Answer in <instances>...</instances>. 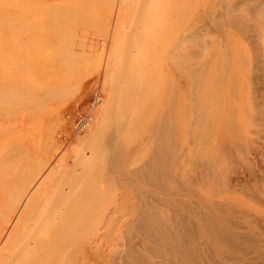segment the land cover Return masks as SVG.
Returning a JSON list of instances; mask_svg holds the SVG:
<instances>
[{"label": "rangeland", "instance_id": "rangeland-1", "mask_svg": "<svg viewBox=\"0 0 264 264\" xmlns=\"http://www.w3.org/2000/svg\"><path fill=\"white\" fill-rule=\"evenodd\" d=\"M123 1L115 0L113 2L115 4H111L110 7H113L111 16L108 15V12L98 9L97 11L90 9L88 10L90 12H84V15L74 8L70 10H75L77 13L68 10L61 11V13L58 11V15L55 16L56 19L51 20L47 25L49 28L44 25L45 27L38 26L30 31L34 36L32 39L26 38L27 36L23 37L24 35H16L19 31L15 27L17 22L2 24L5 26L2 27V30V25L0 26L2 31H0V56L2 55V59L5 58V61L4 59L2 61L0 57V81L2 79L0 86L2 87L3 83L6 84V87L3 86L5 93L0 87V91L3 92L0 95V231L2 230L0 232L2 234H0V264H10L7 259L13 254L10 253L13 251H19L18 257H25L23 256L25 251L20 246L28 238L18 234L23 221H25L23 223L25 226L36 227L38 223L45 222L44 219H47V222L48 219L49 221L50 219L53 220L54 216L77 220H81L84 216L86 219V221L84 218L81 220L86 223L84 230L80 233L82 236L78 243V246L83 247V249H76V252L81 253L84 249H89L90 252L98 254L95 258L92 256L93 259L97 258L99 261L97 264H134V262L136 263L137 252L144 254L145 249L151 246L143 232L144 230L139 228V223L145 215H148V210H154L152 204L156 201L167 204L168 207H162V210L168 215V211L169 214H172L175 204H183V208L190 205L191 208V201H197L199 195L201 198L199 200L204 204L205 201H208V204H214L212 211L215 214L218 210L225 214V210L221 209L227 208V205L230 204L232 208L226 215V219L234 221L237 218L240 223L243 222L242 226H245L246 223L249 226L252 225L250 229L253 234L264 235V224L260 222L261 227L258 226L259 224H254L256 219H264V204L260 203L262 196L258 195L259 197L256 196L255 198L253 193L258 188V190L264 191V175H262L264 173V159L262 158L264 155V117L262 121L258 122L260 124L253 125V127L249 126L250 130L246 139L240 138V135L237 137L236 134L232 138L228 134V137L216 138L213 133L204 134L201 138L198 136L201 128L197 124L198 119L200 120L198 115L201 114L199 102H202V98L205 96L208 100L212 98L218 104L217 107L221 106L218 111L220 116H224L223 118L227 117V110L231 113L232 107L242 103L239 98L243 97L244 91V97L241 99L245 102L244 105L242 104V109H244L243 112L246 116L254 109L264 113V0H185L184 6L189 8L187 10L189 11L188 15L184 19L177 17L175 23L165 25L164 34L162 33L152 42L154 46L150 49L153 51L148 47L149 42L145 41L146 43L143 44L144 40L141 38L146 31H144L142 23H145V20L148 22V18H146L148 13L146 10L148 8L147 0H134L137 2L138 8H143V11L146 5L145 11H142L144 22L141 20V15H138L140 10L137 14L139 24L142 21L140 25L137 22V26L142 27L140 29L136 26L137 31L134 30V26L129 24L132 18L130 21V17L128 19L127 16L125 17L126 9L125 1ZM175 1L177 0H171V2ZM144 3L146 4L144 5ZM230 7L235 9L234 12ZM59 14L62 16L60 17ZM22 15L26 16L24 13L19 16ZM232 15L234 17L237 15L239 21L237 24L230 22ZM57 18L59 19L57 20ZM21 20L24 22L23 24L20 23L26 27L25 19ZM59 21L64 24H60ZM90 24L93 26L91 27ZM8 25L9 27L12 26L11 29H16V31H12L13 36L11 37L15 36L14 38L10 37L12 34L10 33L11 29H7ZM62 25H64L63 28ZM58 26H61L62 29H59ZM66 28L73 33L66 31ZM4 29L7 30L3 31ZM168 30H171V33H176L173 38L170 32L167 33ZM181 30H183V35L190 37V41L186 42L185 45H179L181 43L178 34ZM7 31L9 33L7 34L8 38H11L8 43L5 40ZM63 31L68 33L64 34ZM27 32L25 33L27 34ZM117 33L120 38L116 37ZM63 34L67 37L61 40L59 37H63ZM195 34L199 37L197 41L193 39L196 37ZM127 39L131 42L132 39L134 42H138L136 47L133 48L135 46L133 45L131 50H128L132 52V55L129 56L130 52L125 49L128 52L126 54L127 52L120 50L124 46L119 45L120 41L123 43V40L127 41ZM10 41L13 43H9ZM141 41L142 44L139 45ZM166 44L175 47L178 44V46L176 48L172 46L173 52L170 53H174L173 56L168 54L166 60L161 61L165 56L164 49L169 47ZM144 45L147 48L144 49ZM238 47L241 49H236ZM139 48L144 51L141 52ZM2 50H4L3 53ZM33 51L34 55L32 54ZM123 51L125 57L128 56L126 59L131 67L136 66L137 70L143 68L147 70L148 75L150 72L151 82L145 90L148 91L147 97L149 98L145 99V102L140 100L141 104L138 103L142 106V110L138 108L137 102L144 98L136 96L132 107L130 105V108L125 109L129 112L123 113L124 110L121 115H117V113L115 116L113 114L106 115L110 111L113 112L112 105H110L113 98L112 87L115 88L112 72L118 70L117 66H119L122 56L120 54ZM146 51L152 52V54L147 55ZM11 52L18 56L13 57ZM244 52L246 58L243 57ZM7 56H12L11 59L13 60ZM169 58L173 60L171 61ZM4 62L6 63L4 64ZM143 62L146 63L145 67H143L145 65ZM159 62L160 68L159 64H156ZM117 83L120 84L118 86L122 87L124 84L127 85L124 77L119 78ZM156 84L161 87L159 88ZM15 89H17L16 92H20L16 93ZM95 89L101 90L102 103L95 113L92 127L83 134L68 136L66 140L61 139L59 136L61 131L73 134L66 122V112L89 101L94 95ZM132 91L135 92L136 90ZM132 91L129 92L132 93ZM7 97L8 100H5ZM237 98L240 101H237ZM252 103L255 107L251 105ZM182 106H186L184 110ZM216 119L219 120V116ZM217 120H213V126L220 124ZM170 123L172 127H169ZM101 124H103L104 129L100 133ZM178 125L181 126L178 127ZM166 128L169 131L173 130L171 134L173 135L175 132L174 136L177 138L173 142L171 140V143L168 142V145L162 132ZM195 128L199 129L197 134ZM103 132L105 136L102 135ZM101 136L104 138V142L99 140L102 138ZM224 138L225 141H223ZM126 140L128 141L126 142ZM169 145H175L174 147L177 149L174 150L173 146L170 147ZM168 146L170 147L169 151L166 149ZM166 150L171 153V155L168 154L170 156L178 154V158L181 157L177 164H180L179 162L184 164L183 160H185V166L180 164L182 168L172 161V166L174 165L171 167L174 170V172L171 170L172 176H175L177 180L184 174L186 179L189 178L188 183L196 180L198 185L189 183L188 186H190L182 190L180 181L178 185L177 181H172V178L171 184L165 186L164 190H162L164 185L160 188L159 182L154 183V187L150 184L153 183V181L149 182L152 178L144 172L150 164H157L156 161L159 158L156 156L162 157L161 151L166 152ZM171 150L175 153L177 151V153L175 154ZM185 155L186 158L183 159ZM115 157L120 161L119 164ZM115 165L117 166L115 167ZM221 167L227 169L228 187L221 188L214 182L213 177L217 175V170ZM157 184L159 188H157ZM181 193L185 197H180ZM213 193L215 196L212 195ZM207 194L212 195L215 200L209 201ZM222 200L224 204H221ZM118 205H123L121 213L116 211ZM50 212L52 213L50 214ZM68 212L71 215H68ZM101 213H105L107 218L113 217L115 219L119 216L121 220L118 226L121 227V230L119 229L118 232L115 229L112 230L111 227L114 226L112 223L109 224L110 220L98 234H94L96 228L94 225H97L95 218L96 215L100 218ZM184 213H187V216L193 220V233H198L196 230L198 226L202 225L195 221V213ZM103 214L101 217L104 216ZM115 214H117L116 217H114ZM32 216L34 220L36 217L38 218H36V222L32 220ZM93 218L95 222H93ZM89 221H92L93 225H90ZM18 235L23 238L17 239ZM25 238L26 240H24ZM101 238L106 239L102 248L99 247L101 243L99 239ZM97 240L98 242H96ZM198 241L201 249L207 250L206 246L202 244L204 242L206 245L208 244V247L221 253L219 256L221 262L224 257L223 261L227 264H243L235 259L236 256L238 257L237 254L231 255V258L228 259L226 254H223L225 250L223 245L217 246L216 243H213V239L208 237L207 240L200 237ZM20 250L23 251L20 252ZM1 253L5 257H1ZM130 253L131 255L133 253L132 257ZM53 254L43 256L39 260L40 263L36 262V264H58L59 261L64 260H62V256L65 253L57 254L56 257V254ZM204 256H206L205 253ZM251 256L249 258H253L255 254ZM27 260L25 258L13 263L30 264ZM157 261L159 260L155 259L154 262ZM245 263L247 264L248 261ZM59 264H66V262L63 261ZM87 264H95V262L89 261Z\"/></svg>", "mask_w": 264, "mask_h": 264}, {"label": "bare ground", "instance_id": "bare-ground-1", "mask_svg": "<svg viewBox=\"0 0 264 264\" xmlns=\"http://www.w3.org/2000/svg\"><path fill=\"white\" fill-rule=\"evenodd\" d=\"M125 1V2H124ZM124 4H125V11H126V15L125 14V17L127 16V19L128 17H130V21H131V18H132V21L129 22L130 26H134V30H136V28H138L139 26H137V14L139 13V10H140V13L138 15H141V20H142V16H143V12L145 11V4L144 3V11H143V8H138V5H137V2H135L134 0H124ZM145 1V0H144ZM185 0H177L175 2H171V0H147L148 2V5H147V9L148 10V13H147V17L148 18V22H146L145 20V23H142V21L140 22V24L142 23L143 24V27H144V31H145V35H143L141 38L144 40L143 41V44L145 41H148L149 42V49L151 47L154 46V44L152 45V42L154 39H156L157 37L161 36V34L166 30V26L167 24H170V23H175V18L177 17H181V19H184L186 17V15H188L189 11V8L188 7H185V3H184ZM115 2V0H0V26L2 24H5L7 22H17V25H15L16 28H18V34L16 33V35H24L23 37H26L28 39H32L34 38V36L32 35V33H30L31 30H33V28L35 27H38V26H47L49 24V22H51V20H55V16L58 15L57 12L59 11L61 13V11H71L73 13H75L76 11H80V13H82V15H84V12H90L88 10L92 9V10H101V11H105V12H108V15L111 14V9L113 7H110L111 4ZM115 3H113L114 5ZM124 6V5H123ZM74 8L75 10H70ZM232 8V7H230ZM229 9V8H228ZM91 10V11H92ZM94 10V11H95ZM233 10V8H232ZM235 10V9H234ZM233 10V12H234ZM82 11V12H81ZM143 11V12H142ZM230 11V10H229ZM58 12V13H59ZM110 12V13H109ZM24 13L26 16L22 15V16H19L20 14ZM77 13V12H76ZM79 13V14H80ZM113 13V12H112ZM63 14V13H62ZM69 14V13H68ZM78 14V15H79ZM233 14V13H232ZM60 17L62 16L61 14H59ZM107 15V14H106ZM24 16V17H23ZM111 16V15H110ZM237 16V15H236ZM234 17L233 15L230 16V22L233 23V24H237V21H238V17ZM229 17V16H228ZM70 18V17H69ZM73 18V16H72ZM76 18V17H75ZM109 18V17H108ZM21 19H25V22L27 23V26L25 27V25H22L24 20L22 21ZM59 18H57L58 20ZM67 19V18H66ZM140 19V18H138ZM179 19V18H178ZM241 19V18H240ZM77 20V19H76ZM69 21V20H68ZM20 24H19V23ZM53 22V21H52ZM144 22V21H143ZM239 22V21H238ZM55 23V22H54ZM60 23V21H59ZM63 23V22H61ZM60 23V24H61ZM8 24V23H7ZM19 24V25H18ZM64 24V23H63ZM74 24V23H72ZM126 24V23H125ZM139 24V22H138ZM139 24V25H140ZM54 25V24H53ZM91 25V24H90ZM128 25V24H127ZM157 25H158V28H157ZM12 26H13V23H12ZM10 25H8V28L7 29H11L12 27ZM44 26V27H45ZM57 26V25H56ZM64 25H62V28H63ZM73 26V25H72ZM93 25H91L92 27ZM137 26V27H136ZM2 27H5V26H1V30L3 29ZM26 28V30H24V28ZM48 27V26H47ZM52 27V26H51ZM59 27V26H58ZM61 27V26H60ZM59 29H62L60 28ZM67 28L69 26H66ZM91 27H89V29L91 30ZM136 27V28H135ZM160 27V28H159ZM186 27V26H185ZM188 27V26H187ZM42 28V27H41ZM49 28V27H48ZM66 28V29H67ZM140 28V27H139ZM142 28V27H141ZM140 28V29H141ZM6 29V30H7ZM36 29V28H35ZM44 29V28H43ZM53 29H55L53 27ZM65 29V28H64ZM63 29V30H64ZM71 29V27H70ZM73 29V28H72ZM75 29V28H74ZM97 29V28H96ZM131 29L133 30V28L131 27ZM162 29V30H161ZM0 30V31H1ZM5 29L3 31H6ZM14 30L16 31V29H11V34H12V31L14 32ZM22 30H24L23 32H21ZM161 30V31H159ZM28 31V32H27ZM37 31V30H35ZM68 31V29L66 30ZM64 32L65 33H73V31L70 32V30L68 32ZM103 31V30H102ZM123 31V30H121ZM137 31V30H136ZM171 30H168V32H170ZM182 31H180V33L178 34L180 36V43L179 44V41H178V44L179 45H185L186 42H189L190 41V37L189 36H185L182 34ZM199 31V30H198ZM2 32V31H1ZM27 32V34L25 33ZM77 32V31H76ZM101 32V31H99ZM178 32V31H177ZM61 33V32H60ZM120 33V32H119ZM171 33V32H170ZM169 33V34H170ZM197 33V32H196ZM8 31L7 33L5 34L7 37L5 40H7V43H8V40H11V38H14V37H11L13 36L10 35L11 38H8L7 36ZM63 34V37H59L61 40L65 37H67L66 35L64 36ZM96 34V33H95ZM100 34V33H99ZM122 34V32H121ZM143 34V33H142ZM172 34V38L174 37V34L176 33H171ZM35 35V34H34ZM118 33H117V36L118 37ZM167 35V34H166ZM0 36H1V33H0ZM120 36V35H119ZM136 36V35H135ZM191 36V35H190ZM196 36V34L194 35ZM198 36V35H197ZM194 37L193 39H196L195 41L198 40L199 37ZM133 37V36H132ZM49 38V37H48ZM64 38V39H65ZM120 38V37H118ZM147 38V39H145ZM178 38V37H177ZM3 39V40H4ZM117 39V38H116ZM122 39L125 40L124 37H122ZM176 39V38H175ZM4 40V42H5ZM13 40V39H12ZM21 40V39H20ZM123 40V43L120 41L119 42V45L121 44L122 46V49L120 50H124L125 52H127L130 48H132L133 45V48L136 47L137 43L134 42V40L132 39V42L127 39V41H124ZM129 40V41H128ZM31 41V40H29ZM41 41V40H40ZM115 41V40H114ZM137 41V39H136ZM2 42V41H1ZM12 41H10L9 43H11ZM18 42V41H17ZM134 42V43H133ZM147 42V43H148ZM13 43V42H12ZM15 43V42H14ZM28 43V41H27ZM38 43V42H37ZM146 43V42H145ZM170 43V42H169ZM142 44V41L139 42V45ZM172 44V43H171ZM171 44H166L168 45L169 47L165 48L164 49V58L161 60H166L167 58V55L169 54L170 56H173L174 53H170L172 50V46L174 45H171ZM177 44V46H178ZM9 45V44H8ZM7 45V47H8ZM146 45V44H145ZM144 45V49L145 46ZM116 46V45H115ZM118 46V44H117ZM156 46V45H155ZM176 46V47H177ZM140 47V46H139ZM142 47V46H141ZM165 47V46H164ZM174 46V48H176ZM2 48V46H1ZM124 48V49H123ZM143 48V47H142ZM147 48V47H146ZM173 48V50H174ZM8 49V48H6ZM9 49H10V46H9ZM33 49V48H31ZM127 51H126V50ZM138 49V47H137ZM137 49L135 48V50L137 51ZM148 49V50H149ZM150 49V50H151ZM238 50L241 49V47L239 48H236ZM40 50V49H39ZM131 50V49H130ZM139 50H141V48H139ZM237 50V51H238ZM6 51V50H5ZM15 51V50H13ZM35 51V50H34ZM34 51H33V55H34ZM42 51V49H41ZM114 51V50H113ZM112 51V52H113ZM124 51L120 54L122 55L120 58L121 60L119 61V66H117L116 68L118 70H116L115 72L113 71L112 72V78H113V82L115 83V88L112 87L113 91H112V96L113 98L111 99L112 100V103L110 105H112V108H113V112L110 111L109 113H107L106 115H110V114H113L115 116V114L117 113V115H121V113L125 110V109H128L130 108V105L132 107V103H134V97H143L144 99H139V102L138 103H142L140 102V100L144 101L145 99L149 98L147 97V94H148V91H145L147 89V87H149L150 85V82H151V78H149L150 76V72H149V75H148V72H146L147 70L141 68V69H138L137 70V67H131V65H129V63L127 62L128 60L126 59V57H128L130 54L132 55V52L131 51H128L130 52L128 54V52L126 54H128V56L125 57V55L123 54ZM144 51V50H141V52ZM153 51V50H151ZM229 51V50H228ZM235 51V50H233ZM4 52V50H2V53ZM140 52V51H139ZM147 52V51H146ZM145 52V53H146ZM173 52V51H172ZM175 52V51H174ZM9 53V51H8ZM7 53V54H8ZM13 53V52H11ZM16 53V52H15ZM40 53V52H39ZM148 53V52H147ZM150 53V52H149ZM147 54V55H150L152 54V52L150 54ZM155 55H156V52L154 51ZM6 54V53H5ZM17 54H18V51H17ZM38 54V52L36 53V55ZM141 54V53H140ZM172 54V55H171ZM178 54V53H177ZM233 54V52H232ZM239 54V53H238ZM242 54V53H241ZM245 57V52L243 53ZM249 54V53H247ZM11 55V54H10ZM14 55L13 57L15 56H18L16 54H12ZM146 55V56H147ZM160 55V54H159ZM42 56V55H41ZM117 56V55H116ZM145 56V55H144ZM1 57V60L5 61V58L3 57L2 59V55L0 56ZM8 58L11 59L12 56H7ZM12 57V58H13ZM133 57V56H131ZM130 57V58H131ZM151 57V56H150ZM157 57V56H156ZM159 57V56H158ZM179 57V56H177ZM191 57V56H190ZM242 57V58H243ZM119 58V59H120ZM145 58V57H144ZM153 55H152V59H153ZM173 58V57H172ZM187 58V57H186ZM246 58V57H245ZM9 59V60H10ZM132 59V58H131ZM148 59V58H146ZM156 59V58H155ZM171 59V58H169ZM13 60V59H11ZM10 60V61H11ZM158 60V59H157ZM173 59H171L172 61ZM237 60V59H236ZM7 61V60H6ZM160 61V59H159ZM40 62V61H39ZM132 62V61H131ZM146 62V61H145ZM143 62V67L146 66V63ZM148 62V61H147ZM149 62H151L149 60ZM181 62V61H180ZM183 62V61H182ZM6 62H4L5 64ZM154 63V62H153ZM136 63L134 62V65ZM139 64V63H138ZM149 64V63H148ZM152 64V62H151ZM155 64V63H154ZM156 64H159V68L161 67V64L160 62L159 63H156ZM35 66V65H34ZM37 66V65H36ZM148 66H151V65H148ZM155 66V65H153ZM152 66V67H153ZM39 67V66H37ZM156 67V66H155ZM172 67V66H171ZM236 67V66H234ZM148 68V67H146ZM154 68V67H153ZM151 69V68H150ZM226 69V68H225ZM246 69V68H245ZM36 70V69H35ZM156 70V69H155ZM1 72V71H0ZM236 72V71H235ZM249 71H247V74ZM114 74V75H113ZM160 74V73H158ZM4 75V74H3ZM156 76V74H155ZM168 76V75H167ZM248 76V75H247ZM124 77L125 78V83L122 86H118L120 85L119 83H117V80L119 78H122ZM154 78V76H152ZM223 77V76H222ZM246 77V76H245ZM233 78V77H232ZM7 79V78H6ZM13 79V78H12ZM253 79V78H252ZM2 81V79H1ZM0 81V82H1ZM20 81V79H19ZM17 82V81H16ZM119 82V81H118ZM122 82V81H121ZM113 84V83H112ZM159 84V83H157ZM156 84V85H157ZM2 85V84H1ZM6 85V84H5ZM3 83V86L6 87ZM15 85V84H14ZM155 85V84H154ZM153 85V86H154ZM246 85V83H245ZM1 87L2 89L4 87ZM10 86V85H9ZM158 86V85H157ZM159 87V86H158ZM161 87V86H160ZM159 87V88H160ZM243 87V86H242ZM241 87V88H242ZM245 87V86H244ZM12 88V87H11ZM13 89V88H12ZM12 89H9V90H12ZM153 89V87H152ZM250 89V88H248ZM4 90V89H3ZM17 89H15V92H16ZM128 90V91H127ZM132 90H136L135 92L132 91ZM150 90V88H149ZM157 90V89H156ZM211 90V89H210ZM220 90V89H219ZM240 90V89H239ZM14 91V90H13ZM12 91V92H13ZM96 91V89H95ZM129 91H132V93H130ZM145 91V92H144ZM151 91V90H150ZM221 91V90H220ZM224 91V90H223ZM234 91V89H233ZM238 91V90H237ZM0 95L3 93L2 91H0ZM20 92V91H18ZM16 92V93H18ZM129 92V93H128ZM137 92V94H136ZM152 92V91H151ZM240 92H242L240 90ZM245 92V91H244ZM244 92L242 93L243 94V97H244ZM247 92V91H246ZM4 93H5V90H4ZM101 93V90L98 91V94ZM154 93V92H153ZM217 93V92H216ZM13 94V93H12ZM156 94V93H155ZM8 96V95H7ZM102 96V94H101ZM146 98H145V97ZM152 96V95H150ZM182 96V95H180ZM226 96V95H225ZM246 96V95H245ZM138 97V98H139ZM209 97V96H208ZM242 96L238 99H236L237 101L239 100L240 102H242L240 105H233L234 107H232V111H230L231 113H229V110H227V117L223 118L224 116H220V113L218 111V109L221 107H217V103L214 102V100H208V98H205L203 97L202 98V102L200 103L199 102V111L201 114H199V118L200 120L198 119V126H200L199 128H201L200 130L199 129H196L198 126L196 125V128H195V132L196 134L198 133L197 130H199V135L198 136H202L204 134H214L216 138H219L220 136H224V137H228V135L230 136L231 135V138L232 137H235L234 135L236 134V136L240 135V138L242 137L243 139L245 138L246 139V135L249 134V128L250 127H253V125H258L260 123V121L263 120V117H264V113L260 110V111H256L255 109L253 110V112L247 114H245V112H243L244 109L242 104L245 103L242 101L241 98H243ZM151 98V97H150ZM217 98V97H216ZM9 99H11L9 97ZM137 99V98H136ZM180 99V98H179ZM218 99V98H217ZM234 99V98H233ZM246 99H247V96H246ZM5 100H8V97L7 99L5 98ZM181 100H182V97H181ZM184 100V99H183ZM201 100V99H200ZM235 100V101H236ZM245 100V99H244ZM248 100V99H247ZM245 100V101H247ZM146 101V100H145ZM144 101V102H145ZM216 101V99H215ZM230 101V100H229ZM234 101V100H233ZM234 101V102H235ZM6 102V101H5ZM4 104V102H2ZM10 103V102H9ZM238 103V102H237ZM236 103V104H237ZM6 104H8L6 102ZM11 104V103H10ZM145 104V103H143ZM142 104V105H143ZM250 104V103H248ZM256 104V103H255ZM244 105V104H243ZM251 105H254L253 103ZM139 109L142 110V106H140L139 104L137 105ZM144 106V105H143ZM190 106V105H189ZM246 106V105H245ZM110 107V106H109ZM108 107V109H109ZM147 107V106H146ZM184 107L183 110L185 109L186 106H182ZM197 107V106H196ZM195 107V108H196ZM224 107V106H223ZM229 107V106H228ZM255 107V105H254ZM253 107V108H254ZM5 108H7L5 106ZM181 108V107H180ZM198 108V107H197ZM98 109V108H97ZM96 109V111H97ZM221 109V108H220ZM249 109V108H248ZM111 110V109H110ZM130 110V109H129ZM190 110V109H189ZM107 111V110H106ZM138 111V110H137ZM248 111V110H247ZM126 112H129V111H126L123 112V113H126ZM187 112V111H186ZM190 112V111H189ZM226 112V111H225ZM249 112V111H248ZM67 113V112H66ZM120 113V114H119ZM138 113V112H137ZM188 113V112H187ZM191 114V113H190ZM222 115H224L223 113H221ZM226 114V113H225ZM125 115V114H124ZM138 115V114H137ZM197 115V114H196ZM127 116V115H126ZM219 116V120H217L216 118ZM120 117V116H118ZM116 117V118H118ZM110 118V117H109ZM112 118V117H111ZM110 118V119H111ZM104 119V118H103ZM108 120V118H106ZM105 119V121H107ZM213 120H217L219 121L218 122V126H213ZM116 121V120H115ZM182 121V120H181ZM180 121V122H181ZM183 122V121H182ZM106 123V122H104ZM109 124V123H108ZM182 124V123H181ZM184 124V123H183ZM173 125V123H172ZM113 126V124H112ZM169 126V124H168ZM181 126V125H180ZM178 125V127H180ZM185 126V125H184ZM250 126V127H249ZM92 127V125H90V127L86 130V131H89V129ZM169 127H172L171 126V123H170V126ZM183 127V126H182ZM113 128V127H112ZM184 128V127H183ZM72 129V128H71ZM101 131L100 133L102 132V130L104 129L103 128V124H101V127H100ZM99 129V130H100ZM165 129V128H164ZM97 130V131H99ZM72 131H74L72 129ZM85 131V132H86ZM173 130H168L166 128V130H163V135H165V140L167 141V145H168V142L171 143V140L173 142L174 139H177L175 138V132L173 133V135L171 134ZM176 131V130H175ZM85 132H82V133H79V134H83ZM94 132V131H93ZM105 132V131H104ZM104 132L102 135H104ZM177 132V131H176ZM179 132V131H178ZM98 133V132H97ZM181 133H183V131H181ZM78 134V135H79ZM106 134V133H105ZM162 134V133H161ZM177 134V133H176ZM180 134V133H179ZM178 134V135H179ZM228 134V135H227ZM251 134V133H250ZM98 135V134H97ZM181 135V134H180ZM179 135V136H180ZM227 135V136H226ZM243 135V136H241ZM105 136V135H104ZM172 136L174 137L172 139ZM179 136H176V137H179ZM197 136V137H198ZM207 136V135H206ZM237 136V137H238ZM80 137V136H79ZM95 137H96V132H95ZM100 137V136H99ZM97 137V138H99ZM102 137V136H101ZM182 137V136H181ZM203 137V136H202ZM201 137V138H202ZM209 137V136H208ZM94 138V137H93ZM215 138V139H216ZM103 137L99 140H102L103 141ZM248 139V138H247ZM97 140V139H96ZM199 140V139H198ZM212 140V139H211ZM218 140V139H217ZM227 140V139H226ZM128 140H126L127 142ZM207 141V140H206ZM225 141V138L224 140ZM92 142V141H90ZM104 142V141H103ZM113 142V141H112ZM208 142V141H207ZM206 142V143H207ZM109 143V142H108ZM175 143V142H174ZM98 144V143H97ZM173 144V143H172ZM215 144V143H214ZM218 144V143H217ZM101 145V144H100ZM127 145V144H126ZM165 145V144H164ZM163 145V147H164ZM171 145V144H170ZM169 145V146H170ZM168 148H166L168 151L170 150V146ZM175 146V145H174ZM172 147L175 149V147ZM222 146V145H221ZM98 147V146H96ZM104 147V145H103ZM102 147V148H103ZM123 147V146H122ZM125 147V146H124ZM214 147V146H213ZM260 147V146H259ZM100 148V147H99ZM113 148V147H112ZM262 148V147H260ZM105 149V148H104ZM204 149V148H203ZM97 150V149H95ZM164 150V149H162ZM166 150V152H167ZM263 150V149H262ZM121 151V150H120ZM173 151V150H171ZM170 151V152H171ZM261 151V150H260ZM163 153V155L161 154L162 157H157L156 158H159L157 159L156 163H153V164H150L147 168V170L144 172V174H147V176H150L152 178V180H149L150 181H153V183H150L153 184L159 182V184L161 185L160 188L162 187V185H164V187L162 188V190H164L165 186H167L168 184H171L170 181H174L176 182L177 181V184L178 182L181 184V188H183L182 190H185V188L189 187L188 184L191 183V185H198L197 184V181L195 180H192V182L189 181V178L186 179V177L184 176V174H182V177L178 180H176L175 176H172L171 174V170L173 167L172 166V161L180 166V164L182 162H179L180 164H177L178 162V154L175 156H170L171 153H166L165 151H161ZM121 153V152H120ZM119 153V154H120ZM164 153H166L164 155ZM173 153H175L173 151ZM172 153V155H173ZM177 153V151H176ZM175 153V154H176ZM198 153V152H197ZM210 153V152H209ZM118 154V152H117ZM170 154V155H168ZM190 155V154H189ZM118 156V155H117ZM188 156V155H187ZM220 157V154L218 155ZM120 157V156H119ZM177 157V158H176ZM183 157V156H182ZM189 157V156H188ZM116 158V157H115ZM186 158V155L183 159ZM262 158L264 159V155H262ZM117 159V158H116ZM116 159H114L116 161ZM182 159V160H183ZM113 160V161H114ZM190 160V159H189ZM118 161V159H117ZM120 161H118V164H119ZM153 162V161H152ZM184 164L182 163L181 165L185 166V160H183ZM190 162V161H189ZM218 162V160H217ZM216 162V163H217ZM116 163V162H115ZM220 163V162H218ZM117 164V163H116ZM221 164V163H220ZM117 165H115L116 167ZM154 166V167H153ZM176 167V166H175ZM181 167V166H180ZM182 168V167H181ZM225 167H221L220 169L217 170V175L213 177L214 179V182L217 183L218 185L217 186H221L222 187H228L229 186V179H228V176L226 175L227 173V169ZM174 169V168H173ZM151 171V173H150ZM143 172V171H142ZM172 172H174V170H172ZM140 173V172H139ZM214 174H216L214 171H213ZM142 173V175H144ZM150 174V175H149ZM186 175V174H185ZM206 175V174H205ZM264 175V173L262 174ZM146 176V175H145ZM144 178V177H143ZM172 178V179H171ZM161 181H159V180ZM199 179V178H198ZM203 179V178H202ZM209 180V179H208ZM211 180V179H210ZM194 181V182H193ZM199 181V180H198ZM259 181V180H258ZM146 182V181H144ZM148 182V181H147ZM148 182V183H149ZM201 182V181H200ZM212 181V183H214ZM257 182V181H256ZM199 183V182H198ZM202 183V182H201ZM214 183V184H215ZM149 184V185H150ZM148 185V184H147ZM158 185V184H157ZM157 185H155V187H157ZM179 185V184H178ZM206 186V185H204ZM154 187V186H153ZM159 188V185L158 187ZM215 188V187H213ZM219 188V187H218ZM220 188V189H221ZM202 189V188H201ZM216 189V188H215ZM224 189V188H223ZM259 189V188H258ZM255 190L253 193H254V197L256 198V196L258 195H261V200H260V203L264 204V191H260V190ZM210 190V189H209ZM212 190V189H211ZM81 191V190H80ZM161 191V190H160ZM200 191V190H199ZM165 192V191H164ZM213 192V191H212ZM166 193V192H165ZM180 193V192H178ZM223 193V192H222ZM217 194V193H216ZM198 195V194H197ZM196 195V196H197ZM204 195V194H203ZM208 195V194H207ZM212 195L215 196V193H213ZM212 195H208L207 198H209V201L210 200H215ZM174 196V195H173ZM200 196V195H199ZM199 196H197L199 199H201ZM179 197V196H178ZM180 197H185V195H183L182 193L180 194ZM194 197V196H193ZM202 197V196H201ZM259 197V196H258ZM257 197V198H258ZM130 198V197H129ZM195 200V201H191L192 202V205H191V208H190V205L187 206H184V208L182 207L183 204H175V209L172 210V214H169V211H168V215L167 212L165 213L164 210H162V207H168L167 204H165L164 202H158L156 201V203L152 204V209L154 208V210L152 211H147L149 212L148 215H145L143 217V219L141 220V222L139 223L140 226L139 228L141 227L142 230H144L143 232L145 233V236L147 238V240H149V243H151V246H149L148 248L145 249V253L142 254L140 252H137V258H136V263L134 262V264H227L223 261L222 259V262L219 258L220 254L221 253H218L216 251V249H213L211 247H208L206 245V243L202 242V244H204L206 246V249L207 250H203L200 248V242L198 241L200 239V237H203L205 239L208 240V237L210 239H213V243L217 244V246H220V245H223V247L225 248L223 254H226L227 258L230 259L231 258V255H238V257L236 256L235 259H237L240 263H243V264H246L245 262L248 261L247 264H264V235L263 236H260V235H255L252 233L251 229H250V226L252 227V225H248V223L245 224V226L243 225L242 226V223L239 222V219H235L234 221L230 220V219H226V215H228V213L230 212L231 210V205L228 204L227 208L225 209H221V210H225V214L223 212H221L220 210L217 211L216 209V214L214 213V211H212L213 209V206L214 204L213 203H210L208 204L207 202L208 201H205V204L200 201V200ZM206 199V198H205ZM259 199V198H258ZM257 199V200H258ZM203 200V199H202ZM221 203V201H220ZM258 203V202H256ZM221 204H224L223 200H222V203ZM80 205V203H79ZM101 205V204H100ZM87 206V205H86ZM137 206V205H136ZM151 206V205H150ZM150 206H147L148 208ZM88 207V206H87ZM86 207V208H87ZM116 207V206H115ZM125 207V206H124ZM132 207V206H131ZM80 208V207H79ZM108 208V207H107ZM116 211H119L120 213L123 211V205H118L116 207ZM133 208V207H132ZM138 208V207H136ZM151 208V207H150ZM89 209V208H88ZM92 209V208H91ZM146 209V208H145ZM144 209V210H145ZM156 209V210H155ZM77 210V209H76ZM83 210V209H82ZM125 210V208H124ZM135 210V209H134ZM48 211V210H47ZM91 212V211H90ZM100 212V211H99ZM184 212H193L195 213V221H198L202 226H198L196 232V234L193 233V230L192 228L194 227L193 225V220L191 218H189L187 216V213L185 214ZM49 213V212H48ZM47 213V214H48ZM52 212H50L51 214ZM81 213V212H80ZM85 213V212H84ZM106 213V212H105ZM104 213V214H105ZM46 214V215H47ZM70 213L68 212V215ZM103 213H101L102 215ZM103 214V215H104ZM114 214V213H113ZM123 214V213H122ZM145 214V213H144ZM147 214V213H146ZM71 215V214H70ZM73 215V214H72ZM82 215V214H81ZM100 215V218L98 217V215H96L97 217L95 218L96 221H97V225H94V228H95V231H94V234H98L100 232V230H102L106 224H108L107 222H111L109 224L112 223V225L114 227H111L113 228L112 230H116V232H118V230L120 229L121 230V227L118 226V224L120 223V220L121 218L116 217L117 214H115L114 217H116L115 219L112 217H109L107 218L106 215L102 216L101 217ZM171 215V216H170ZM78 216V215H77ZM95 216V215H94ZM112 216V214H111ZM233 216L235 217V215L233 214ZM33 217V216H32ZM32 217H30L32 219ZM44 217V215H43ZM47 217V216H46ZM66 217V216H65ZM71 217V216H70ZM80 217V215H79ZM78 217V218H79ZM86 217V216H85ZM25 218V217H24ZM29 218V219H30ZM37 218V217H36ZM36 218L34 220V217H33V221L36 222ZM45 218V217H44ZM52 218V217H50ZM68 218V216H67ZM76 218V217H75ZM84 218V216H83ZM83 218L81 220H83ZM263 218V217H262ZM18 219V218H17ZM38 219V218H37ZM65 219V218H64ZM63 218H60L58 216H54V219H48V222H47V219H42L43 221L45 222H42V223H38V225L36 227H32V225L29 227V226H25L23 225V223H25V221H23V223H21L20 221H17V222H20L22 225H20V232H18V234H22L24 237H27L28 239L26 240V238L24 240L26 241H23L24 244L21 245L20 247H22L21 249H23L25 252V256L24 258L19 256L18 255L20 254L19 251H13V252H10V253H13L11 256L8 257V263H13L15 261H22L23 259L27 258L28 260V263L30 264H36V262H39V260H41L43 258V256L45 255H49V254H56L55 257L57 256V254H62V253H65L64 256H62V260L66 262V264H87L89 261L90 262H95V264H97L99 261L96 259H93L92 256H94V258L96 256H98V254L96 255L95 253L93 252H90L89 249H84L83 252H76V249H83L80 248L78 246V243H79V239L81 238V234L82 231L84 230V224L86 222H82L80 219L77 220V219H65L64 220ZM85 219V218H84ZM94 219V218H93ZM95 219L93 220V222H95ZM98 219V220H97ZM109 219V220H108ZM140 219V218H139ZM189 219V220H188ZM13 220V219H11ZM10 220V221H11ZM23 220V219H22ZM25 220H27L25 218ZM30 220V221H32ZM40 220V219H39ZM38 220V221H39ZM259 220V221H258ZM8 221V222H10ZM29 221V220H28ZM32 221V222H33ZM86 221V219H85ZM90 222V221H89ZM260 222H262L264 224V219H256V221L254 220V224H259L258 226L261 227L262 224H260ZM26 223H28L26 221ZM30 223V222H29ZM114 223V224H113ZM16 224V223H15ZM31 224V223H30ZM90 225H93L92 224V221L89 223ZM27 225V224H26ZM25 226V227H24ZM89 226V225H88ZM87 226V227H88ZM138 226V225H137ZM32 227V228H31ZM129 227V226H127ZM126 227V228H127ZM14 228V227H13ZM18 228V227H17ZM5 229V228H4ZM19 230V229H18ZM94 230V229H92ZM110 231V229H109ZM127 231V230H126ZM2 232V230L0 231ZM4 232V230H3ZM16 232V231H15ZM115 232V231H114ZM115 232V233H116ZM109 233V232H108ZM127 233V232H126ZM1 234V233H0ZM14 234V232H13ZM17 234V233H15ZM114 234V233H113ZM2 235V234H1ZM112 235V234H110ZM143 235V234H142ZM208 237H207V236ZM131 236V235H130ZM144 236V235H143ZM144 236V237H145ZM20 237V238H19ZM21 235H18V237H16L17 239H21ZM15 238V237H14ZM23 238V237H22ZM133 239V238H132ZM30 240V241H29ZM106 240V239H105ZM105 240L103 238L99 239V241H101V243L99 244V247L102 248L103 245L106 243ZM204 240V239H203ZM10 241V240H9ZM108 241V240H107ZM112 241V240H111ZM12 242V241H11ZM22 242V241H20ZM22 242V243H23ZM98 242V240L96 241ZM132 242V241H131ZM7 243V242H6ZM32 243V245H31ZM108 243H110L108 241ZM14 245V243H13ZM19 245V244H18ZM17 245V246H18ZM8 247V245H7ZM12 247V246H11ZM79 247V248H77ZM98 247V248H99ZM97 248V249H98ZM4 249V248H3ZM7 250V249H6ZM14 250V249H12ZM17 250V249H16ZM22 250V251H23ZM144 250V249H143ZM148 250V251H147ZM3 251V250H2ZM1 251V252H2ZM20 250V252H22ZM63 251V252H62ZM79 251V250H78ZM147 251V252H146ZM97 252V251H96ZM131 252V251H130ZM6 253V252H5ZM8 253V252H7ZM136 253V252H135ZM204 253L206 254V256H204ZM53 254V255H54ZM252 254H255V256L253 258H249V256H251ZM261 254V256H260ZM100 255V254H99ZM131 255V253H130ZM133 255V253H132ZM131 255V257H132ZM135 255V254H134ZM1 257H5L4 255L2 256V253H1ZM21 257V258H20ZM252 257V256H251ZM41 258V259H40ZM100 258V257H99ZM22 259V260H21ZM118 259V258H117ZM133 259V258H132ZM130 259V260H132ZM155 259L159 260L157 262H154ZM30 261V262H29ZM45 261V260H44ZM53 261V260H51ZM63 261H59V263L63 262ZM123 261V260H122ZM133 262V261H132ZM40 263V262H39ZM58 263V264H59ZM14 264V263H13ZM43 264V263H42ZM45 264V263H44ZM100 264V263H99ZM129 264V263H128ZM133 264V263H132Z\"/></svg>", "mask_w": 264, "mask_h": 264}, {"label": "built area", "instance_id": "built-area-1", "mask_svg": "<svg viewBox=\"0 0 264 264\" xmlns=\"http://www.w3.org/2000/svg\"><path fill=\"white\" fill-rule=\"evenodd\" d=\"M99 90H96L92 95V98L85 103H82L71 110L66 114V122L68 127L72 128L73 134H68L67 132L61 131L59 134L60 138L66 140L68 136L72 137L73 135H78L79 133L85 132L94 121V116L96 109L102 103L101 93L98 94Z\"/></svg>", "mask_w": 264, "mask_h": 264}]
</instances>
